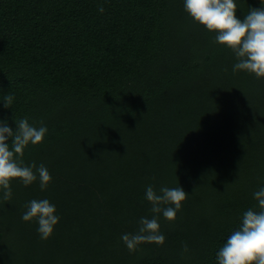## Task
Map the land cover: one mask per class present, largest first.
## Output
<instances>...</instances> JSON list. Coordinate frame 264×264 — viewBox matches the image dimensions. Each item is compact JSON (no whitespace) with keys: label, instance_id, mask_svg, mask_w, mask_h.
Instances as JSON below:
<instances>
[{"label":"trees","instance_id":"16d2710c","mask_svg":"<svg viewBox=\"0 0 264 264\" xmlns=\"http://www.w3.org/2000/svg\"><path fill=\"white\" fill-rule=\"evenodd\" d=\"M235 2L241 20L261 7ZM215 35L184 0H0V120L43 121L23 159L52 177L45 190L13 180L11 201L0 190V264H217L259 210L264 78L234 73ZM149 185L189 194L175 221L160 214L162 246L130 252L121 236L152 217ZM34 199L60 217L47 240L22 219Z\"/></svg>","mask_w":264,"mask_h":264},{"label":"clouds","instance_id":"9594fccd","mask_svg":"<svg viewBox=\"0 0 264 264\" xmlns=\"http://www.w3.org/2000/svg\"><path fill=\"white\" fill-rule=\"evenodd\" d=\"M185 11L208 31L216 33L214 43L232 50L236 63L233 72L246 71L264 78V0L261 7H252L243 20L237 18L235 0H184ZM99 11L104 12L101 5ZM14 97L6 95L3 101L5 109L12 108ZM15 120L16 128L8 120H0V190L2 199L11 201V182L19 179L24 186L31 185L39 178L41 190H45L52 177L44 164L37 166L24 162L25 148L31 143L43 142L47 127L43 121L36 127L28 118ZM38 174V176H37ZM196 189V188H195ZM194 189V191H195ZM187 193L184 188L161 187L159 192L149 185L145 198L151 204V218L141 217L135 233H124L121 239L130 252H135L144 243L163 245L166 237L160 232V214L168 221H175L177 212L182 208ZM258 203V211L249 208L243 213L240 227L233 231L217 253V264H264V187L253 193ZM22 216L24 221H38L40 238L47 240L54 232V226L60 217L56 207L49 200H32L26 205ZM188 252V245H183Z\"/></svg>","mask_w":264,"mask_h":264}]
</instances>
